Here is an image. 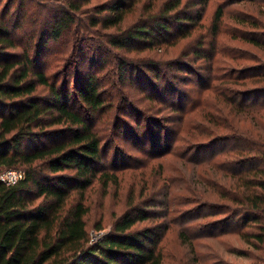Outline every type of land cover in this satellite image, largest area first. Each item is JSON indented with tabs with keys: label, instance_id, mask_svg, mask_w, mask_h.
Wrapping results in <instances>:
<instances>
[{
	"label": "trees",
	"instance_id": "16d2710c",
	"mask_svg": "<svg viewBox=\"0 0 264 264\" xmlns=\"http://www.w3.org/2000/svg\"><path fill=\"white\" fill-rule=\"evenodd\" d=\"M180 1L0 0V170L21 171L15 183H0V264H160L158 225L132 228L152 210L132 204L90 240L82 195L105 175L93 119L114 110L125 131L132 118L135 132L144 118L133 116L127 89L139 100L163 96V67L180 69L138 54L190 32L205 0ZM221 14L217 5L213 28ZM247 77L264 82V70ZM231 105L220 135L240 143L193 192L210 213L230 209L241 226H254L239 236L264 254V84ZM178 238L189 241L182 230Z\"/></svg>",
	"mask_w": 264,
	"mask_h": 264
},
{
	"label": "rangeland",
	"instance_id": "374dc122",
	"mask_svg": "<svg viewBox=\"0 0 264 264\" xmlns=\"http://www.w3.org/2000/svg\"><path fill=\"white\" fill-rule=\"evenodd\" d=\"M217 5L222 14L213 28ZM196 7H187L190 15ZM171 38L138 53H157L160 59L178 62L174 66L180 68L163 67L167 78L163 96L139 100L137 90L127 89L132 106L138 108L133 116L144 118L139 129L134 132L128 117L123 130L114 110L92 121V129L100 135L99 164L105 175L97 173L83 190L87 236L109 230L124 210L138 203L156 216L132 228L158 225L160 264H262L260 246L239 236L254 226H241L230 209L210 213L215 208L201 207L193 189L215 179L240 143L220 135L225 132L222 115L248 87L264 84L247 77L252 70H264V0H205L190 32ZM180 230L188 243L178 238Z\"/></svg>",
	"mask_w": 264,
	"mask_h": 264
},
{
	"label": "built area",
	"instance_id": "2783aa9c",
	"mask_svg": "<svg viewBox=\"0 0 264 264\" xmlns=\"http://www.w3.org/2000/svg\"><path fill=\"white\" fill-rule=\"evenodd\" d=\"M21 177V171L14 168L3 169L0 171V183L13 184ZM96 235H92L90 240H93Z\"/></svg>",
	"mask_w": 264,
	"mask_h": 264
}]
</instances>
